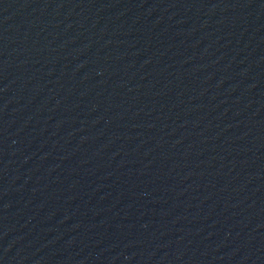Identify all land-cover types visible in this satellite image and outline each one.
Returning a JSON list of instances; mask_svg holds the SVG:
<instances>
[{
    "label": "water",
    "instance_id": "1",
    "mask_svg": "<svg viewBox=\"0 0 264 264\" xmlns=\"http://www.w3.org/2000/svg\"><path fill=\"white\" fill-rule=\"evenodd\" d=\"M264 75V0H0V135L102 124Z\"/></svg>",
    "mask_w": 264,
    "mask_h": 264
}]
</instances>
